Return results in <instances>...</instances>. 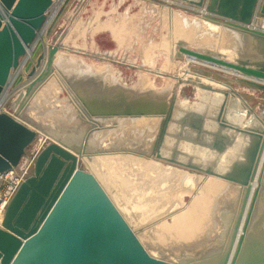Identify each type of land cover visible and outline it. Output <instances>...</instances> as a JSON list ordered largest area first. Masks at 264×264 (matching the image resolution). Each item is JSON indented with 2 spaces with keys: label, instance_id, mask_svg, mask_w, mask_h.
I'll list each match as a JSON object with an SVG mask.
<instances>
[{
  "label": "water",
  "instance_id": "water-1",
  "mask_svg": "<svg viewBox=\"0 0 264 264\" xmlns=\"http://www.w3.org/2000/svg\"><path fill=\"white\" fill-rule=\"evenodd\" d=\"M55 1L58 0H0V99L12 84V73L21 65L27 49H35ZM188 1L204 9L205 20L240 32L250 49L246 57L232 60L181 41L179 55L230 69L241 75L243 82L264 90V31L251 28L257 18H264V0ZM58 52L59 47L53 44L39 55L27 73L32 79L29 85L41 81L52 66L58 67L68 89L90 118L161 117L149 152L133 147L124 151L210 174L243 188L225 244L191 264H264V230L251 222L260 201L261 180L255 186L254 182L264 156V127H243L227 117L230 91H221L224 98L212 116L219 128L213 133L205 127L206 116L193 120L194 112L177 114L175 91L133 88L95 69L82 74L66 73L56 66ZM43 62L46 70L36 74ZM175 120L181 122L182 128L188 126L206 134L203 144L217 152H225L235 143V133L248 134L250 141L243 146L246 161L237 158L230 170L220 171L192 160H180L176 155L165 156L161 147ZM37 128L19 115L0 112V173L19 165L39 133ZM179 131L182 138L189 139L183 130ZM90 132L85 131L79 143L56 137L40 150L33 173L21 182L6 207L0 227V264H181L152 255L97 177L80 168V156L100 151L89 148ZM207 133L213 135L212 140Z\"/></svg>",
  "mask_w": 264,
  "mask_h": 264
},
{
  "label": "rangeland",
  "instance_id": "rangeland-1",
  "mask_svg": "<svg viewBox=\"0 0 264 264\" xmlns=\"http://www.w3.org/2000/svg\"><path fill=\"white\" fill-rule=\"evenodd\" d=\"M58 3V1L54 2V5H52V8L47 13V22H45L43 29L40 31L35 49H33L32 54L27 59L26 64L24 65V68L18 73V75L16 76L14 72L11 76L10 82L12 83V85L7 92L9 96L6 94V96L4 97L5 100L3 99V102H5L4 109L6 111L15 116L19 115L24 121H27L29 122V124L38 127L37 129L39 133L32 144L27 148L24 159L25 161H29L28 159L34 156V154L32 153H35L36 149L39 148L41 144H43V148L47 142L53 141V139L56 137L65 138L67 140H70L69 142L71 143H79L82 134L85 133V131H87L88 129L91 130L90 135L97 132L102 133L101 130L105 131L106 129H109V127L103 129L95 128V126L97 125L95 120H97L98 118H90L86 114V112H84L74 95L68 89L65 81L61 77L58 67L54 68L52 66L50 73L45 77L44 80L41 81V83H39L35 87L31 95H26L24 86L26 87L31 80V78L29 79L27 77V73H29L30 70H32L33 66L36 64L39 55L43 51L47 52L49 46L53 44H56L59 47V52L55 57L56 66L60 67V61L66 60L69 57H76L77 59L76 64L73 67L62 65L61 68L63 72L65 71L66 73L74 72L75 74H82L84 72L95 69V71L99 73L104 71L106 75H109L112 78H116L120 83L126 86H132L133 88L139 87L143 90L155 89L158 91H175V94H177V98H179L177 100V114L179 112L180 115L186 114L188 112H194L195 110L198 111L200 105L204 107L208 106L209 111H212V115L217 112V103H215L217 106L214 111L213 105L215 107V104L213 103V101H208L210 97L208 94L210 92L200 89L197 87V85H195V83H207V81L202 79L203 76L209 77L211 79L214 78L213 80L225 83V86L227 85V89L233 87L240 90L242 96H244L246 100L244 98L243 99L248 102L245 103L251 106L255 113L259 115L264 122V90L253 87L243 82L241 80V75L230 69L217 67L215 65L213 66L210 65L211 63H205L184 54L179 55L178 42L181 41L189 45V47L191 48L201 50L209 49L215 52H219L223 56L230 57L232 58V60L236 58L246 57L250 49L243 36H241L240 32L232 28H228L224 24H214L208 20H205V11L201 10V13L196 14L193 10L200 11V9L190 1L172 0V2H169L166 0H63L59 7H57ZM49 19L51 21H49ZM261 19L262 18H257L256 20L259 22ZM203 24L207 25L204 26ZM29 53H31V51H29ZM43 64L44 66H42ZM42 65L37 68L36 74L45 69L46 63L43 62ZM181 80L183 81L182 85L179 84ZM51 82L53 84L49 91L44 94V90L42 96L40 97V93L41 91H43V88H49L47 86H50ZM179 86L180 88H178ZM227 89H223V91ZM185 102L189 105V108H187L188 106L183 107L182 103ZM177 114L175 116H177ZM106 120L108 119L103 120L99 118V120L97 121H99L103 125H109V122H105ZM175 123L176 125L181 126V122L175 120ZM173 124L174 123L172 122L170 125L168 138H170V140L172 139L174 143H176V140H179L178 143H180L181 145L182 143H185V146H192V141L187 143V140L180 136V131L177 132V138L173 136L174 133L171 129ZM217 127L219 128L218 125ZM256 127L262 128L261 126ZM179 129L183 131L185 130L184 128H182V126L179 127ZM155 131L156 129L150 132V136L152 138H155L157 135V133L155 134ZM112 136L113 133L111 132L107 136H104V140L109 141ZM200 140L201 141L199 142L203 144L204 139ZM127 141L121 144L122 146L117 145L115 148L113 146H102L101 148H111L112 150L119 147L123 148L129 145ZM199 146L200 144L196 142L195 147L198 148ZM182 147L177 145V147L174 149L175 152L183 151L184 149ZM89 148L91 150H98V148L92 149L90 146ZM203 149H206V151L209 152L213 150L206 145ZM91 155H93V160L91 158L88 159V155L80 156V168L86 171L94 172L92 171L91 167L95 163V168L93 170H97L96 173L99 175V179L104 178L103 180H100L101 182L103 181L102 185L108 186L109 183L111 184L109 185L110 187L105 186L107 187L106 191L109 193L108 188L109 190L112 189V193L110 191L111 194H109L110 197L115 203L117 202L119 204L120 207L118 208L120 209L124 217L133 227L139 239L145 245L147 250L155 257L181 264H191L193 260L218 251L225 244L236 214L240 195L235 199V192L238 193L239 189L238 191L235 190V192L232 189L230 190L232 194L231 198H229L227 194L224 195V197L219 192H221L223 188L227 189L228 187L233 186V183L230 184L224 180L215 178L213 176H207L206 174H202L197 171V173H194V178H197V174L202 175V178L199 177L198 180L194 183H189L187 181H183V183L181 179L180 181L182 183L179 182L181 183L179 184L177 183V179L174 178H170L167 181L165 179L164 183L162 181L164 179L159 180L157 176L156 177L159 181L155 180L154 173L156 172L151 171V173H153L150 176V180L152 181L154 179V183H152L153 181H144V179L148 180L146 179V177L149 176H147L146 174L145 177V173H142V169H146L142 164L143 162L140 163L139 161L140 164L135 162V165V160H125L123 162V160L115 161L114 159L116 163L111 164V161H113L111 160V158H108V161H106V159L101 157L100 155L99 156L101 158L97 154ZM94 158H96L97 161ZM153 158L156 159L155 157H152V159ZM89 161L94 163L92 164ZM104 161L108 164L111 162L110 164L114 166H111V168L110 165L103 164L105 163ZM132 161L133 163H131ZM155 161H160L163 165H173L163 160L156 159ZM125 162H128L129 165ZM87 163H91L90 166ZM117 163L121 165H117ZM141 164L143 165L142 167H140ZM261 164L259 166L258 174V181L261 180L259 195L260 201H258L257 203L251 222L252 226H255L256 222L258 224V228L260 230H264V156L261 160ZM97 165H99L98 167L103 166L102 169L99 168L101 169L100 171L97 169L98 167L96 168ZM104 166H106L107 168L109 167V169L105 168ZM125 166H127L128 168H124ZM173 166L175 167L176 165ZM33 167L34 163L29 170V175L33 173ZM131 167L136 168L132 169ZM110 168L112 171L114 170L113 173L116 172V168L117 171L119 169L120 173L117 172L115 173V175L113 173L111 174L112 171L110 170ZM122 169L131 170H128V172L126 171V173L125 170L123 171ZM182 169L186 168L182 167ZM109 170V174L111 175H107V171L109 172ZM121 170L123 172H121ZM136 170H139L137 171L138 173L136 172ZM147 171L149 172V170ZM188 171L193 172L190 170ZM135 172L137 173L136 175ZM139 172L143 175H141ZM139 174L142 177H140ZM125 175L127 178L125 177L124 181L123 177ZM137 175L138 178L140 177L143 182L137 178ZM106 176H109V179L108 177L106 178ZM110 177H113V179L111 180ZM151 177H153V179H151ZM105 179H107V184ZM126 179L128 180L126 181ZM208 179H214L215 182L221 185L219 188H217L219 190L216 194L207 193L208 195H205L206 189L204 190V186L206 184L205 182ZM113 180L115 182H113ZM174 180H176L175 183ZM119 181L122 182L121 185ZM135 182L137 185L135 184ZM138 182L139 185L141 183L140 186L142 188L138 185ZM185 182H187L189 186L187 185V183L185 184ZM126 183L129 184L127 185ZM143 183L147 186H145ZM153 184H157L156 187H160L156 190ZM165 184L166 186L169 185L171 189L166 188ZM176 185L180 186L177 187ZM172 186H174V188H172ZM175 186L177 188H175ZM179 187L181 189L185 187L186 188L181 190ZM138 188L141 190H138ZM166 189L171 190L170 193L172 194H170ZM116 190H119V193L121 191L123 193L121 192L119 195ZM124 190H126L127 192ZM153 190H155V192ZM137 191H139L141 194ZM153 192L157 194H153ZM158 192L161 196L164 194H168L169 196L171 195L172 198L168 196L171 200L170 203L168 201L167 195H164L166 198L164 196H162L161 198V196L158 195ZM128 193H130L131 195L129 196ZM150 193H152V195ZM115 194L117 195L115 196ZM127 194L128 197L126 196ZM148 194H150L151 196H149ZM134 195H137L136 198ZM117 196H121L123 199L121 197L118 198ZM199 197L200 201L196 200L199 199ZM117 199H120L119 201L124 200V202H119ZM143 199L144 201H141ZM128 200L129 202L127 203ZM150 201L151 203H149ZM197 201L199 204L197 203ZM131 202H135V205ZM154 202L155 206L154 204L152 205V203ZM171 202L173 205L171 204ZM147 203H149L148 205L150 206H148ZM157 203H159V205ZM204 205L205 207L211 209V212L213 213H210V219H208L207 221L208 225L206 228H203V226L201 225V222L203 220H198L200 219L198 215V213L200 214V212H198V210L199 208H201L200 210L204 209ZM162 206H164L165 208ZM147 207L149 210L147 209ZM149 207H152L153 209L151 210ZM191 207L194 210L196 209L195 214L198 216V219L194 220V222L192 220V222L190 223L188 219L186 220L185 215H183L182 218L184 220L182 218L181 219L184 222L181 219L179 223L178 221L176 222V217L178 215H182L180 213H187L188 210L192 209ZM154 209L156 210L154 211ZM225 216L227 218H225ZM187 224L189 229L187 227ZM165 226H168V229ZM175 226H177L178 228ZM208 226H210V229L208 228ZM184 230L186 231L184 232ZM252 232H254L253 229L250 233ZM177 234H179L180 236ZM194 234L196 235V237ZM188 236H190L191 238L189 237V239ZM200 241L202 242L200 243Z\"/></svg>",
  "mask_w": 264,
  "mask_h": 264
},
{
  "label": "bare ground",
  "instance_id": "bare-ground-1",
  "mask_svg": "<svg viewBox=\"0 0 264 264\" xmlns=\"http://www.w3.org/2000/svg\"><path fill=\"white\" fill-rule=\"evenodd\" d=\"M166 1H169V2H172V0H166ZM57 2V1H56ZM58 6L57 7H59V5L63 2V0H58ZM144 2V1H143ZM174 2V1H173ZM178 3V2H177ZM54 5V4H53ZM170 5V4H169ZM199 8V7H198ZM200 9V8H199ZM57 10V9H56ZM55 10V11H56ZM201 10H203L204 11V9L203 8H201L200 9V11ZM56 13V12H55ZM174 13V12H173ZM205 14V13H204ZM53 15V14H52ZM175 15V14H174ZM173 15V16H174ZM175 17V16H174ZM173 17V18H174ZM51 18V17H50ZM49 21H51L50 19H49ZM47 22V21H46ZM260 24H263L264 25V18H262L260 21ZM204 25V24H203ZM207 25V24H206ZM206 25H204V26H206ZM251 28H253L252 26H251ZM44 29H46V28H44ZM45 32V31H44ZM112 32V31H111ZM207 33V32H206ZM177 34V33H176ZM229 42V41H228ZM211 44V43H210ZM209 44V45H210ZM63 47H64V45H63ZM203 49V48H202ZM32 50H33V48H28L27 49V59L30 57V55L32 54ZM205 50H207V49H205ZM209 50V49H208ZM29 51H31V53H29ZM225 57H227V56H225ZM63 58V57H62ZM227 58H229V59H232V58H230V57H227ZM26 59V58H25ZM76 61H77V59H76V57L75 58H73V57H69V58H67L66 60H62V61H60V65L62 66V65H64V66H71V67H73L75 64H76ZM46 63V62H45ZM23 66H24V63L21 65V67H20V69H22L23 68ZM42 66H44V64L42 65ZM44 68V67H43ZM46 68V67H45ZM52 69V68H51ZM40 70V69H39ZM44 70H46V69H44ZM44 70H42V71H44ZM51 71V70H50ZM50 71H49V73H50ZM48 73V74H49ZM47 74V75H48ZM165 74V73H164ZM163 74V75H164ZM47 75H44V77L42 78V80H44L45 79V77L47 76ZM185 75H187V74H185ZM200 75V74H199ZM178 77V76H177ZM203 80H205V81H207V83L209 84H203V83H195V85H197V87L198 88H200V89H203V90H205V91H209L210 93L208 94L210 97H209V102H212L213 101V103L215 104V103H217V105L215 104V107H214V105H213V110L215 111V108H216V106H217V108L219 107V105H220V103L222 102V100H223V98H224V94H223V92H221L223 89H227L226 88V86H225V83H223V82H221V81H216V80H213V79H211V78H209V77H204L203 76V78H202ZM201 79V80H202ZM32 80V79H31ZM31 80L29 81V83L31 82ZM41 80V81H42ZM180 80V79H179ZM41 81H38L34 86H32V85H27L26 87L24 86V88H25V90H26V95L27 96H29V95H31V93H32V91L35 89V87L39 84V83H41ZM155 81H157V80H155ZM182 80L179 82V84L180 85H182ZM193 82V81H192ZM154 83V82H153ZM51 85L50 86H47V87H49V88H43V91H41V93H40V95L42 96V93L44 92V90H45V93L44 94H46L48 91H49V89L51 88V86H52V82L50 83ZM156 84V83H155ZM158 84H159V81H158ZM156 86V85H155ZM159 86V85H158ZM157 87V86H156ZM209 87H212L213 88V90H211V89H209ZM178 88H180V86L178 87ZM47 89V90H46ZM8 90V89H7ZM7 90H6V92L4 93V95L2 96V98L0 99V101L1 102H3V99H4V97H5V95H6V93H7ZM228 90V89H227ZM199 91V90H198ZM229 91H230V96H229V98H228V101H229V112H228V114H227V117L233 122V123H235V124H239L240 126H245V127H256V126H261L262 128L264 127V122H263V120H262V118L259 116V115H257L256 113H255V111L253 110V109H251L250 108V106L247 104V103H245L246 101L241 97V96H238L235 92H233V90H231L230 88H229ZM236 91V90H235ZM237 92V91H236ZM235 93V94H234ZM43 94V95H44ZM8 95V94H7ZM213 95V96H212ZM9 96V95H8ZM7 96V97H8ZM40 96V97H41ZM179 98H177V100H178ZM207 99V98H206ZM5 100V99H4ZM185 101V100H184ZM188 101V100H187ZM193 101V100H192ZM196 101V100H195ZM178 102V101H177ZM197 102V101H196ZM220 102V103H219ZM208 103V102H207ZM219 103V104H218ZM180 104V103H179ZM190 104V103H189ZM178 105V104H177ZM182 105H183V107H187V108H189V105L188 104H186V102L185 103H182ZM244 108V109H243ZM212 113V111H207V112H205L204 113V116H206L205 117V127H206V129L208 130V131H213V133L214 132H217L218 131V127H217V124H216V122H215V120H214V118L212 117L213 115L211 114ZM261 114V113H260ZM97 119V118H96ZM100 119H103V118H100ZM104 119H108V120H106L105 122H109V125H107V124H105V125H103V124H101L99 121H97V120H99V118L97 119V120H95L96 121V123H97V125L95 126V128L96 129H103V128H107V127H109V129H106L105 131H102L101 130V132L102 133H98L97 131V133H94V134H92V135H90L89 136V145H90V147L93 149V148H98V150H100L99 152H97V153H90V154H85V155H88V159H92V157H93V155H91V154H97L98 156L100 155L101 157H103V158H105L106 159V161H108L107 159L109 158H111V160H113L114 161V159H115V161L117 160H123V162L125 161V160H135L134 161V163L135 162H137L138 164H140L141 162H143L142 164L145 166V168L146 169H142V173H145L144 174V176L147 174V176H149V177H146V179H148V180H145L144 178V181H151L150 180V176L152 175V173L155 171L156 173H154L155 174V176H154V179L155 180H160V179H164V180H162L163 182L165 181V179H166V181L168 180V179H170V178H174V179H177V183H179V182H181L180 180L182 179V182L183 181H187V182H195V181H197L198 180V178L200 177V178H202L201 176L202 175H199V174H197L196 176H197V178H194L195 176V172L196 171H193V172H189L188 170H186V169H182V166H179V167H174L173 165H170V164H167V165H163L162 164V162H160V161H155L156 159H152V157H145V156H141V155H137V154H134V153H132V152H129V151H124V149H127V148H136L137 150H142V151H146V152H149L150 151V149L152 148V142H153V140H154V138H152L151 136H150V132L151 131H153V130H155L156 129V131H155V134L157 133V131L159 130V125H160V121H161V117H158V116H154V117H151V116H149V117H114V118H104ZM103 119V120H104ZM174 124L172 125V127H171V129L173 130V136L174 137H176L177 138V136H178V134H177V132H179V127L180 126H178V125H176V123L175 122H173ZM187 128V132L184 130L183 131V134H185V136H188V138L189 139H185V140H187L186 142L187 143H189L190 141H192V146H189V145H187V146H185L186 144L185 143H182V145L180 144V143H178V141L179 140H176L175 142L176 143H174V141L171 139L170 140V138H168V136H169V134L167 135V137H166V139H165V141H164V144L162 145V147H161V150H162V153L166 156V155H176L180 160H183V161H189V160H192L193 162H195V163H199V164H202L203 165V167L204 166H211V168L213 167H215L216 169H218V170H220V171H224V170H230L231 169V165L232 164H234V161H237V160H234V159H237V158H239L240 159V161H243V162H245L246 161V158H245V155H244V153H243V146H244V143L246 142V140H248V142L250 141V136L248 135V134H243V133H235V134H238V135H236V137H235V143L234 144H232L229 148H228V150L227 151H225V152H217V151H215V150H210L211 152H209V151H206V149H203L204 148V146H205V144H201L199 141H201L200 139H204L203 138V135H205L206 136V134H199L197 131H192V130H190L189 128H191V127H184V129H186ZM104 132V133H103ZM113 133V136L110 138V140L109 141H105L104 140V136H107L108 134H110V133ZM197 132V133H196ZM232 132V131H231ZM136 133H138V134H136ZM102 134V135H101ZM154 134V133H153ZM154 134V135H155ZM192 134H194V135H192ZM196 134V135H195ZM208 135H209V137L211 138L210 140H212L213 139V135L212 134H210V133H207ZM139 135V136H138ZM191 138V139H190ZM207 138V137H206ZM205 138V139H206ZM128 140V141H127ZM131 140V141H130ZM125 141H127L128 142V146H125V147H123V148H116V149H119V150H112L111 148L110 149H103V148H101L102 146H113V147H116L117 145L118 146H122L121 144H123ZM131 142H133V143H131ZM196 142L197 143H199L200 144V146L198 147V148H196L195 147V145H196ZM180 144V145H179ZM176 145V146H175ZM177 145L178 146H184V147H182L184 150L183 151H181V152H175L174 151V149L177 147ZM203 145V146H202ZM174 148V149H173ZM98 156H96V157H98ZM99 156V157H100ZM94 157H95V155H94ZM100 157V158H101ZM102 158V159H103ZM94 159H96V158H94ZM262 159H263V157H262ZM261 159V160H262ZM93 160V159H92ZM91 160V161H92ZM104 160V159H103ZM103 160H102V162H103ZM137 160V161H136ZM153 160V161H152ZM87 161V160H86ZM91 161H89V162H91ZM95 161V160H94ZM96 161H97V159H96ZM111 161L110 163L111 164H115L116 162L114 161ZM133 161L131 162V163H133ZM139 161H140V163H139ZM98 162H99V159H98ZM100 162H101V159H100ZM105 162V161H104ZM129 162V161H128ZM128 162H125L126 164H128L129 165V163ZM92 163V162H91ZM90 163V164H91ZM94 163V162H93ZM92 163V164H93ZM108 164V163H103V164H108V165H110V167L112 166L111 164ZM121 163V162H120ZM215 163V164H214ZM88 164V163H87ZM90 164H88L89 166H90ZM97 164V163H96ZM102 164V163H101ZM119 163H117V165H118ZM124 164V163H123ZM125 164V165H126ZM137 164V165H138ZM141 164V166L140 167H142L143 165ZM260 164H261V161H260ZM260 164H259V166H260ZM95 165V163L93 164V166ZM119 165H121V164H119ZM135 165H136V163H135ZM134 165V166H135ZM262 165V164H261ZM91 167L92 168V171H94V172H92L96 177H97V179L100 181V180H103V179H99L98 178V174L96 173L97 172V170L95 171V170H93L94 168H95V166L94 167ZM99 165H97L96 166V168L98 167ZM114 166V165H113ZM112 166V167H113ZM131 166H133V165H131ZM139 166V165H138ZM103 167V166H102ZM102 167H98L97 169L100 171L101 169H102ZM105 168H107L106 166H104ZM111 167V168H112ZM117 167V166H116ZM130 167V166H129ZM140 167H138V168H140ZM90 168V169H91ZM99 168H101V169H99ZM104 168V169H105ZM111 168H110V170H111ZM122 168V167H121ZM124 168H128L127 166H125ZM132 168V167H131ZM134 168H136V167H134ZM134 168H132V169H134ZM261 168V167H260ZM103 169V170H104ZM107 169H109V167L107 168ZM188 169V168H187ZM102 170V171H103ZM106 170V169H105ZM110 170H109V172L107 171V175H111L112 173H113V171L111 172V174H109L110 173ZM123 171L125 170V172L127 171L128 172V170H131V169H128V170H126V169H122ZM121 170V172H123ZM140 170V169H139ZM139 170H136V172L137 171H139ZM147 170H149V172L147 171ZM190 170V169H189ZM98 171V172H99ZM101 171V172H102ZM135 171V170H134ZM151 171H153L152 173H151ZM117 172H119V169H118V171H117V168H116V172H114L113 174L115 175V173H117ZM126 172V173H127ZM131 172V171H130ZM132 172H133V170H132ZM135 172V175L138 173H136ZM147 172V173H146ZM197 172H200V171H197ZM196 172V173H197ZM120 173V172H119ZM118 173V174H119ZM140 173V172H139ZM200 173H202V174H205V173H203V172H200ZM123 174V173H122ZM121 174V175H122ZM129 174V173H128ZM133 174V173H132ZM141 174V173H140ZM140 174H139V176H140ZM153 174V175H154ZM258 174H259V170H258ZM100 175H101V173H100ZM102 175H105V174H102ZM120 175V176H121ZM130 175V174H129ZM135 175H134V177H135ZM141 175H143V174H141ZM207 176H213V175H210V174H206ZM123 176V175H122ZM121 176V177H122ZM131 176H133V175H131ZM130 176V177H131ZM158 177V179H157V177ZM108 177V179H109V176H106V178ZM116 177V176H115ZM126 177V175L123 177V180L125 181V178ZM129 177V178H130ZM140 177H142V176H140ZM140 177L138 178V175H137V178L138 179H140ZM213 177H215V178H218V177H216V176H213ZM101 178H102V176H101ZM111 178V177H110ZM127 178V177H126ZM113 179V177L111 178V180ZM135 179V178H134ZM151 179H153V177H151ZM154 179L151 181L152 183H154ZM218 179H221V180H224V181H226V182H228V183H230V184H232L233 182H230V181H227V180H225V179H222V178H218ZM107 179H105V181H106ZM110 180V181H111ZM115 180H117V179H115ZM122 180V181H123ZM128 179H126V181H127ZM130 180V179H129ZM158 180V181H159ZM209 180V179H208ZM206 181L205 183V186H204V190H205V192H206V194L205 195H208L207 193H217V191L219 190V189H217V188H219L221 185L219 184V183H217V182H215V180L214 179H210L209 181ZM120 181H121V179H120ZM119 181V182H120ZM140 181H142L141 179H140ZM139 181V182H140ZM157 181V182H158ZM175 181L176 180H174V183H175ZM101 182V181H100ZM103 182V181H102ZM101 182V184H103ZM112 182V181H111ZM113 182H115L114 180H113ZM118 182V183H119ZM139 182H138V185H139ZM143 182V181H142ZM161 182V181H160ZM181 182V183H182ZM187 182H185V184L187 183ZM109 183V182H108ZM129 183H130V181H129ZM128 183V184H129ZM145 183V182H144ZM143 183V184H144ZM162 183V182H161ZM161 183H160V185H161ZM165 183V182H164ZM169 183V182H168ZM181 183H179V184H181ZM184 183V182H183ZM258 183V176H257V180H255V182H254V186L256 185ZM104 184H105V182H104ZM106 184H107V181H106ZM122 184V182H120V185ZM127 184V183H126ZM126 184H124V185H126ZM127 184V185H128ZM135 184H136V182H135ZM135 184H134V186H135ZM142 184V185H143ZM148 184H149V182H148ZM159 184V183H158ZM109 185H111L110 183H109ZM108 185V186H109ZM114 185V184H113ZM131 185H132V182H131ZM130 185V186H131ZM137 185V184H136ZM140 185H141V183H140ZM139 185V186H140ZM145 185V184H144ZM152 185V184H151ZM154 185V184H153ZM157 185V184H156ZM156 185H154L155 186V188H156V190L160 187H156ZM187 185H188V183H187ZM233 186H231V187H228L227 189L226 188H223L222 190H221V192H219V193H221L223 196L224 195H228V197L229 198H231L232 197V194H231V189L235 192V190H237L238 191V189H239V192L238 193H236L235 192V199L237 198V196H239V202H240V199L242 198V195H243V188L241 187V186H239V185H237V184H235V183H233L232 184ZM105 186H107V185H105ZM105 186H103L104 188H105V190H107L106 188L108 187H105ZM117 186V185H116ZM123 186V185H122ZM129 186V187H130ZM145 186H147V185H145ZM164 186V185H163ZM165 186H166V184H165ZM168 186V187H167ZM166 186V188H168V189H171L170 187H169V185H167ZM177 186V185H176ZM175 186V188H177L178 186H180V185H178L177 187ZM182 186V185H181ZM189 186V185H188ZM191 186V185H190ZM110 187V186H109ZM124 187V186H123ZM123 187H121V188H123ZM133 187V186H132ZM138 187V186H137ZM141 187V186H140ZM139 187V188H140ZM151 187V186H150ZM150 187H148V188H150ZM116 188V187H115ZM115 188H113V189H115ZM136 188V187H135ZM138 188V190H141V189H139ZM142 188V187H141ZM147 188V189H148ZM165 188V187H164ZM172 188H174V186H172ZM180 188V187H179ZM186 188V187H185ZM185 188H182V189H185ZM120 189V188H119ZM181 189V188H180ZM181 189V190H182ZM112 190V189H111ZM111 190H109V188H108V191H109V194H111L112 193V191ZM121 190V189H120ZM127 190V189H126ZM126 190H124V191H126ZM128 190H129V188H128ZM131 190V189H130ZM133 190V189H132ZM165 190V189H164ZM167 190V189H166ZM174 190V189H173ZM177 190V189H176ZM110 191H111V193H110ZM117 191V190H116ZM119 191V190H118ZM117 191V193H119ZM154 192H155V190H153ZM167 191H169V193H170V191L171 190H167ZM122 192V191H121ZM120 192V193H121ZM127 192V191H126ZM137 192H139V191H137ZM153 192V194H157V193H154ZM165 192V191H164ZM163 192V193H164ZM175 192H177V191H175ZM180 192V191H179ZM202 192V191H201ZM115 193V192H114ZM120 193H119V195H120ZM123 193V192H122ZM131 193V192H130ZM130 193H128L129 194V196L132 194H130ZM135 193H136V191H135ZM134 193V194H135ZM140 193V192H139ZM162 193V194H163ZM174 193V192H173ZM128 194L126 195L127 197H128ZM141 194V193H140ZM139 194V195H140ZM151 195H152V193H150ZM150 194H148L149 196H151ZM170 194H172V193H170ZM179 194V193H178ZM201 194V193H200ZM204 194V193H203ZM117 194H115V196H116ZM138 195V196H139ZM158 195H160L159 194V192H158ZM164 195H167V197L169 196L168 194H164ZM164 195H162V196H164ZM176 195V194H175ZM135 196V195H134ZM137 196V195H136ZM136 196H135V198H136ZM157 196V195H156ZM161 196V195H160ZM162 196H161V198H162ZM200 196V195H199ZM222 196V197H223ZM118 197V196H117ZM121 197V196H120ZM120 197H118V198H120ZM144 197V196H143ZM147 197V196H146ZM165 197V196H164ZM170 198H172L171 197V195L169 196ZM168 197V201H169V203H170V198ZM175 197V196H174ZM178 197H179V195H178ZM221 197V198H222ZM225 197V196H224ZM223 197V198H224ZM122 198V197H121ZM125 198V197H124ZM131 198H133V197H131ZM142 198V197H141ZM155 198V197H154ZM154 198H152V199H154ZM166 198V197H165ZM164 198V199H165ZM123 199V198H122ZM127 199V198H126ZM176 199V198H175ZM174 199V200H175ZM178 199V198H177ZM196 199V198H195ZM205 199V198H204ZM118 200V199H117ZM120 200V199H119ZM118 200V201H119ZM139 200V199H138ZM145 200H147V199H145ZM149 200V199H148ZM160 200V199H159ZM162 200V199H161ZM173 200V199H172ZM196 200H198V201H200V197H199V199H196ZM221 200V199H220ZM131 201V200H130ZM141 201H144V199L143 200H141ZM157 201V200H156ZM155 201V202H156ZM198 201H197V203H198ZM202 201V200H201ZM204 201V200H203ZM119 202H124V200H121V201H119ZM126 202V201H125ZM129 202V200L127 201V203ZM155 202L154 203H152V205L154 204V206H155ZM158 202V201H157ZM163 202V201H162ZM174 202V201H173ZM238 202V205L240 204ZM264 202V201H263ZM126 203V204H127ZM132 203V202H131ZM135 203V202H134ZM134 203H132V204H134ZM145 203V202H144ZM149 203H151V201L149 202ZM149 203H147V205L149 204ZM160 203V202H159ZM159 203H157L158 205H159ZM175 203V202H174ZM116 204H117V206L118 207H120L119 206V204L116 202ZM143 204V203H142ZM171 204H172V202H171ZM194 204V203H193ZM199 204V203H198ZM201 204V203H200ZM129 205H130V203H129ZM135 205V204H134ZM139 205V204H138ZM145 205V204H144ZM166 205V204H165ZM164 205V206H165ZM170 205V204H169ZM173 205V204H172ZM203 205V204H202ZM124 206V205H123ZM126 206V205H125ZM148 206H150V205H148ZM164 206H162V207H164ZM196 206H198V205H196ZM232 206V205H231ZM132 207V206H131ZM146 207V206H145ZM170 207V206H169ZM204 207V209H202V210H200L201 208H199V207H197V208H199V210H198V212H200V214L198 213V215H199V217H200V219H198V216L195 214V210L192 208V209H190V210H186L187 211V213H180V214H182V215H176L177 217H176V222L178 221V223H179V221H180V219L182 218V216L183 215H185V218H186V220L188 219V221L191 223L192 222V220H193V222H194V220H203L202 222H201V225L203 226V228L205 227H207V225H208V219H210L209 218V216L211 215L210 213H212L211 212V209H209L208 207H205V205L203 206ZM202 207V208H203ZM142 208V207H141ZM140 208V209H141ZM151 210L153 209L152 207H149ZM165 208V207H164ZM171 208V207H170ZM143 209V208H142ZM147 209H148V207H147ZM146 209V210H147ZM163 209V208H162ZM149 210V209H148ZM147 210V211H148ZM156 209H154V211H155ZM159 210V209H158ZM210 210V211H209ZM146 211V212H147ZM153 211V212H154ZM149 212V211H148ZM143 213H144V211H143ZM160 213V212H159ZM139 214V213H138ZM213 214V213H212ZM215 214V213H214ZM142 215V214H141ZM144 215V214H143ZM173 216V215H172ZM194 217V218H193ZM175 218V217H174ZM204 218V219H203ZM212 218V217H211ZM224 218V217H223ZM225 218H227L226 216H225ZM183 219V218H182ZM181 219V220H182ZM214 219V218H213ZM2 211L0 212V227L2 226ZM184 220V219H183ZM182 220V221H183ZM210 221V220H209ZM172 222V221H171ZM175 222V221H174ZM173 222V223H174ZM184 222V221H183ZM197 222V221H196ZM195 222V223H196ZM168 223V222H167ZM172 223V224H173ZM177 223V224H178ZM188 223V222H187ZM217 223V222H216ZM215 223V224H216ZM221 223V222H220ZM170 224V223H169ZM168 224V225H169ZM177 224H175V225H177ZM181 224V223H180ZM183 224V223H182ZM165 225V224H164ZM191 225V224H190ZM199 225V224H198ZM200 225V226H201ZM173 226V225H172ZM180 226V225H179ZM184 226V225H183ZM182 226V227H183ZM165 227H167V229H168V226H165ZM175 227H177V226H175ZM187 227H188V224H187ZM210 226H208V228H209ZM178 228V227H177ZM185 228V227H184ZM197 228V227H196ZM169 229H171V228H169ZM186 229V228H185ZM188 229H189V227H188ZM210 229V228H209ZM196 230V229H195ZM260 230V229H259ZM262 230V229H261ZM260 230V231H261ZM168 231V230H167ZM175 231V230H174ZM186 230H184V232H185ZM179 232V231H178ZM189 232V231H188ZM181 233V232H180ZM196 233V232H195ZM205 233V232H204ZM184 234V233H183ZM177 235H179V234H177ZM192 235V234H191ZM195 235V234H194ZM209 235V234H208ZM207 235V236H208ZM180 236V235H179ZM186 236V235H185ZM204 236V235H203ZM206 236V235H205ZM190 236H188V238H189ZM195 237H196V235H195ZM198 237V236H197ZM200 237V236H199ZM202 237V236H201ZM187 238V239H188ZM191 238V237H190ZM189 238V239H190ZM205 238V237H204ZM207 238V237H206ZM199 239V238H198ZM202 241H200V243H201ZM152 243V242H151ZM195 245V244H194ZM197 245H198V243H197ZM163 249V248H162ZM164 253V252H163Z\"/></svg>",
  "mask_w": 264,
  "mask_h": 264
},
{
  "label": "built area",
  "instance_id": "built-area-1",
  "mask_svg": "<svg viewBox=\"0 0 264 264\" xmlns=\"http://www.w3.org/2000/svg\"><path fill=\"white\" fill-rule=\"evenodd\" d=\"M251 26L253 28L264 31V25L260 24V22H258L257 20L254 21V23ZM27 57L28 56L26 54L22 58L21 65L23 63H24V65L26 64ZM203 62H205V61H203ZM205 63H209V62H205ZM21 65L16 70L13 71V73L15 72L16 76L22 70V69H20ZM210 65L214 66V64H212V63ZM217 67H219V66H217ZM23 68H24V66H23ZM13 73H12V75H13ZM4 104H5V102L0 101V112L6 111L4 109L5 108ZM42 146H43V144H41L40 147L36 149L35 153H32V154H34V156L30 157V159H28L29 161L21 160L19 165H17L16 167L10 169L7 172L0 173V212L2 211V219H3L7 205L10 202L13 195L15 194L16 190L18 189L19 185L21 184V182H23L25 180V178L27 176H29V170H30L32 164L34 163V160L36 159L38 153L42 149Z\"/></svg>",
  "mask_w": 264,
  "mask_h": 264
},
{
  "label": "crops",
  "instance_id": "crops-1",
  "mask_svg": "<svg viewBox=\"0 0 264 264\" xmlns=\"http://www.w3.org/2000/svg\"><path fill=\"white\" fill-rule=\"evenodd\" d=\"M22 69H23V68H22ZM30 71H31V70H30ZM11 85H12V84H10L9 86L11 87ZM10 87H9V88H10ZM9 88H8V89H9ZM228 89H229V88H228ZM230 89H231V90H236V91L241 95V97L244 98V96H242L240 90L235 89V88H233V87H230ZM7 92H8V90H7ZM6 94H7V93H6ZM5 96H6V95H5ZM40 96H41V95H40ZM244 99H245V98H244ZM245 100H246V99H245ZM246 102H247V101H246ZM247 103H248V102H247ZM250 107H251V106H250ZM251 108H252V107H251ZM204 109H205V111H204ZM208 110H209V109H208V106H207V107H206V106L204 107V106L200 105V106H199V110H198V111H197V110L194 111V116L192 117V119H193V120L198 119L201 115L203 116L204 113L207 112ZM202 111H203V112H202ZM193 122H194V121H193ZM189 129H191L192 131H197L195 128H192V127L189 128ZM196 133H197V132H196ZM192 135H194V134H192ZM195 135H196V134H195ZM24 159H25V156L22 158V160L24 161Z\"/></svg>",
  "mask_w": 264,
  "mask_h": 264
}]
</instances>
